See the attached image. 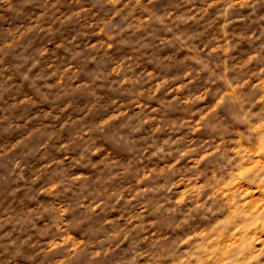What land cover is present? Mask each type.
I'll return each mask as SVG.
<instances>
[{
    "label": "clouds",
    "instance_id": "9594fccd",
    "mask_svg": "<svg viewBox=\"0 0 264 264\" xmlns=\"http://www.w3.org/2000/svg\"><path fill=\"white\" fill-rule=\"evenodd\" d=\"M0 264H264V0H0Z\"/></svg>",
    "mask_w": 264,
    "mask_h": 264
}]
</instances>
